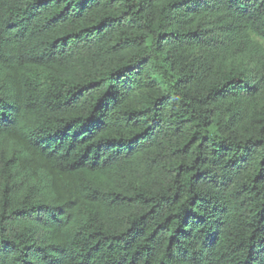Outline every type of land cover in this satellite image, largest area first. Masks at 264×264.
Instances as JSON below:
<instances>
[{
  "label": "trees",
  "instance_id": "1",
  "mask_svg": "<svg viewBox=\"0 0 264 264\" xmlns=\"http://www.w3.org/2000/svg\"><path fill=\"white\" fill-rule=\"evenodd\" d=\"M0 264H264V0H0Z\"/></svg>",
  "mask_w": 264,
  "mask_h": 264
}]
</instances>
